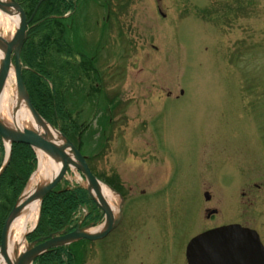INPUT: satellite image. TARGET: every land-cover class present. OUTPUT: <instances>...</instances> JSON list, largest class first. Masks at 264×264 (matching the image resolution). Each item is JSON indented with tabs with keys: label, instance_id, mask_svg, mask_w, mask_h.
Instances as JSON below:
<instances>
[{
	"label": "rangeland",
	"instance_id": "obj_1",
	"mask_svg": "<svg viewBox=\"0 0 264 264\" xmlns=\"http://www.w3.org/2000/svg\"><path fill=\"white\" fill-rule=\"evenodd\" d=\"M15 2L30 22L20 58L33 107L42 116L31 74L57 98L43 119L123 207L104 240L35 264H187L203 231L264 230V0ZM14 30L1 33L11 39ZM6 151L0 136V172ZM16 154L0 177L2 232L39 168L35 152ZM66 180L60 191L81 188L93 201L79 170ZM89 203L69 211L62 235L105 225V212ZM53 217L43 236L60 221Z\"/></svg>",
	"mask_w": 264,
	"mask_h": 264
},
{
	"label": "water",
	"instance_id": "obj_2",
	"mask_svg": "<svg viewBox=\"0 0 264 264\" xmlns=\"http://www.w3.org/2000/svg\"><path fill=\"white\" fill-rule=\"evenodd\" d=\"M11 9V10H10ZM0 10L3 11L5 14L9 15L10 18H14V16H18L21 21V25L13 38L12 42L7 43V48L5 49L4 46L0 44V51L3 53V60L2 66L0 67V95L4 90L6 82L9 77L10 70L12 66H14L16 78H17V85L20 97L22 100L26 101L28 108L32 111L35 119L42 124H48L42 116L38 114L36 109L33 107L26 85L23 80L22 75V66H21V51L23 45L28 37V25L29 21L24 14L23 9L18 5L15 0H11V2L6 3L4 0H0ZM9 10V11H8ZM11 11V12H10ZM17 12L20 13L17 14ZM0 38V42H1ZM15 58V61L13 59ZM0 136L5 140V142H10V150L7 153L6 162L0 172V176L8 167L11 157H12V146L14 144H23L31 147L34 150H41L52 157H59L61 158L62 166L60 172L57 176H55L50 183L45 185L43 188H40L34 194L30 195V197L23 196L18 204L13 209L12 213L9 215L4 229L2 233V242L0 247V264L4 260L6 264H34L36 259L39 257L47 254L48 252L61 248L73 245L78 242L88 241V242H98L102 241L110 235L115 228L119 224V220L115 219V216L111 213V210L108 209L106 200L102 198V196L97 192V197L93 194L92 190L96 189L98 191V187L101 185V182L93 175L89 165L87 164L86 159L80 153V150L76 149L73 143L66 140V145L64 148L57 147L56 144L51 142L48 138L43 137L36 131L32 130H25L21 132L10 131L1 121H0ZM69 149V154L65 153V150ZM70 168H75L79 170L88 180L89 183V192L98 205V207L103 210L107 216V224L109 226L106 227V230L100 234H91L90 231L93 228L91 227H78L74 232L62 235L61 233L52 234L49 237L40 238L37 241L28 244V249L21 255H16V260L12 261L8 256L7 252V244L11 236V229L14 222L19 218L21 213L26 209V207L35 200H39L41 206L45 198L57 188V186L65 179L66 175L69 172ZM98 198V199H97ZM25 199V201H23ZM207 199L210 200V196L207 195ZM109 221V223H108ZM103 227V226H102ZM35 229L32 231L34 232ZM250 234L253 237V243L255 245L260 246V240L256 233L242 230L238 226L222 228L219 230H215L213 232H209L204 234L202 237L193 241L189 247L188 251V259L189 264H204L202 257L209 258V261L212 260L211 264H222L220 260L217 258L220 257L224 264H239L237 260L232 258L231 256L226 255L224 252L220 251L219 255H215L213 250V246H217L218 244H235L233 236H239L241 232ZM31 232V233H32ZM236 234V235H235ZM227 242V243H226ZM200 244L207 245L205 249H198ZM261 253L257 257L255 254L250 259V255L245 258L243 263L245 264H264V252L259 249ZM227 256V257H226ZM224 258H227L224 259ZM226 260V261H224ZM209 264V262H208Z\"/></svg>",
	"mask_w": 264,
	"mask_h": 264
},
{
	"label": "bare ground",
	"instance_id": "obj_3",
	"mask_svg": "<svg viewBox=\"0 0 264 264\" xmlns=\"http://www.w3.org/2000/svg\"><path fill=\"white\" fill-rule=\"evenodd\" d=\"M14 25L16 28L15 30ZM20 25L21 21H19L18 16L10 18L9 16H3L0 12V38L3 39L0 42L1 46H4L5 49L7 48V43L12 42L13 38L15 37V33L19 29ZM3 27L6 29L10 28L15 31L11 39H6V37L1 33V29ZM2 60L3 53L0 51V67L2 66ZM11 84L15 85L14 89H12ZM12 97L14 98L12 99ZM12 102L14 104V107L12 106ZM0 121L10 131L21 132L25 130H32L38 132L43 137L48 138L59 148H64L66 145V140L58 131H56L50 125L42 124L35 119V116L28 108L26 101L22 100V98L20 97L14 66H12V69L10 70L8 80L3 92L0 95ZM6 149L7 155L10 150V142L8 141L6 142ZM37 153L39 158V168L30 181V184L26 190V197H30V195L34 194L40 188H43L45 185L50 183V181H52V179L59 174L62 166V162L60 160L61 158L52 157L51 155H48L41 150H38ZM65 153L69 154V149H66ZM97 190L98 191H96V189H93V194L97 197V192H99L102 198L107 201L106 204L108 209L111 210V213L115 216V219H117L123 210V207L120 205V201L117 199V194L110 190L109 187L104 184H101ZM23 201H25V199ZM40 209V201H32L21 213L19 218L14 222L11 229V236L7 244L8 256L12 261H15L18 255H21L22 253L27 251L28 244L26 238L27 235L31 231H33L38 224ZM106 225L109 226L106 222L103 227L92 230L90 231V233L94 235L100 234L106 230ZM202 236L203 234L198 235L193 239V241ZM232 239L236 241L234 245L230 243L228 244L229 250H232L229 253V256L237 260L239 264H245L243 263L245 247L250 248L257 257L260 255L259 250L252 243V235L244 233V231H242L239 236H233ZM206 246L207 245L199 243L198 249H205ZM217 248H219V246H213V250L216 256L219 255L220 252ZM15 254L17 256H15ZM217 258L220 260V263L224 264L222 262L223 260L220 257L217 256ZM202 260L204 261V264H208V262L209 264L212 263V260L209 261V258L202 257ZM2 264H6L4 260L2 261Z\"/></svg>",
	"mask_w": 264,
	"mask_h": 264
},
{
	"label": "trees",
	"instance_id": "obj_4",
	"mask_svg": "<svg viewBox=\"0 0 264 264\" xmlns=\"http://www.w3.org/2000/svg\"><path fill=\"white\" fill-rule=\"evenodd\" d=\"M26 46H25L24 50L26 49ZM44 67L45 66L42 65L40 67V69L43 71ZM30 77L32 78V80H30L31 81V87L29 88V90L31 91L32 88L35 89L34 92H32V97H34V100L37 99V97L38 98L40 97L39 101H37V102H34V100H33L34 105H35V107H37L39 109L42 116L44 115L46 118L50 119L48 116H46L44 114L46 112L43 113V110H44V107L48 106V103L50 101H51L52 105L55 106L54 104H55L57 98L55 97V95L52 92L50 95V93L46 91L45 84H44L43 91L41 90L42 89V86H41L42 81H40L39 78H35L36 76H34L32 74L30 75ZM39 107H41V108H39ZM51 115H54V113ZM18 149H20V152L23 151V153L25 152V153L34 154V151L30 147L26 148V147H22V145H20V146L17 145L16 147H14L11 164L9 165V168H7V172H5L4 175H2L1 179H3L14 168V161L17 157L16 153H17ZM0 184H1V180H0ZM59 187L57 189H55L53 192H51L46 197L44 204H43V207H42V219L40 222V226L32 238H35V237L37 238V237L44 235L45 229L43 227H44V224H45V221L47 220V218L50 217V214H51V216L54 214V217L50 218V219H60L59 222L54 221V224H55V222H57V223L55 226L51 225L52 228L49 231L50 234H57V233L62 232L63 230L65 231L68 227H70V225L68 226L67 222H62L64 218L70 217L71 212H69V211H71V210L73 211V209L76 208L77 205L80 204V202L81 203H86V202L87 203H89V202L93 203V201L89 198L86 190L78 188L72 192L71 191H60ZM0 212H1V210H0ZM86 220L88 221V219H86ZM85 224H87V223H85ZM74 229H76V227L70 228L69 231H72ZM50 234H48V235H50ZM1 236H2V229L0 227V243H1ZM61 250H63V248L56 249L49 254H52V256H53V254H55L57 251H61ZM41 259H39V260H41Z\"/></svg>",
	"mask_w": 264,
	"mask_h": 264
},
{
	"label": "flooded vegetation",
	"instance_id": "obj_5",
	"mask_svg": "<svg viewBox=\"0 0 264 264\" xmlns=\"http://www.w3.org/2000/svg\"><path fill=\"white\" fill-rule=\"evenodd\" d=\"M216 216V215H215ZM234 225H239V224H234ZM230 226V225H229ZM242 228H245V229H250V228H248L246 225L244 226V225H240ZM223 226H219V227H216V228H213V229H210V230H206V231H203L202 233H200V234H204V233H206V232H208V231H211V230H216V229H219V228H222ZM251 230H253V229H251ZM254 231H256V230H254ZM260 231V232H259ZM259 231H256L258 234H259V236H260V240H261V243H262V245H263V247H264V238H263V235H264V230H259ZM200 234H198V235H200ZM197 235V236H198ZM196 236V237H197ZM196 237H194V238H196ZM220 248V247H219ZM225 249H227L228 247L226 246V247H224Z\"/></svg>",
	"mask_w": 264,
	"mask_h": 264
}]
</instances>
